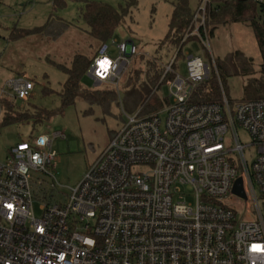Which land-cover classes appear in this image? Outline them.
<instances>
[{"label":"built area","instance_id":"2783aa9c","mask_svg":"<svg viewBox=\"0 0 264 264\" xmlns=\"http://www.w3.org/2000/svg\"><path fill=\"white\" fill-rule=\"evenodd\" d=\"M208 3L194 21L205 22ZM203 23L194 35L209 47ZM113 43L118 54L104 45L88 71L96 86L118 88L141 54L134 43ZM186 65V77L166 82L170 95L160 109L126 115L67 201L44 196L39 219L33 174L47 173L55 160L54 138L12 147L9 161L0 162V264H264V99L232 103L223 94L221 103L193 102L212 70L199 56ZM7 88L25 101L34 85L19 77ZM238 127L256 150L251 162ZM230 135L234 148L226 146ZM240 178L245 197L233 192ZM233 196L246 204L242 217L221 203Z\"/></svg>","mask_w":264,"mask_h":264},{"label":"rangeland","instance_id":"374dc122","mask_svg":"<svg viewBox=\"0 0 264 264\" xmlns=\"http://www.w3.org/2000/svg\"><path fill=\"white\" fill-rule=\"evenodd\" d=\"M63 1L64 4L55 6V0H0V103L3 97L14 98L13 92L7 88V82L21 77L30 80L34 89L25 101L14 98L18 108L34 105L49 111L60 110L61 101L58 93L61 92L66 74L59 69L58 65L69 67L77 54L94 59L102 48L100 43L90 35L89 27L82 17L86 1L106 3L120 10L126 8L131 0ZM175 1L138 0L139 4L136 8H131V14L134 13V20L139 24L137 30L139 36H132L128 26L124 25L117 28L114 39L119 43L132 40L136 45H139L141 40L146 41V48L144 50L138 48V51L146 54V58L152 57L155 44L168 32L167 13L172 7L171 3ZM188 2L191 10L197 12L205 0H188ZM51 15L63 19L70 25L58 40L40 34L17 40H12L10 37L14 30H34L44 26ZM130 20H127V24L132 23ZM202 23L201 20L194 21L195 29L191 35L193 38L188 41L187 36L184 38L183 41L187 43L180 53L176 50L164 57L165 64L169 66L173 61L174 67L167 78L161 79L164 84L158 86L159 89L157 86L152 89L162 100H166L170 95L167 81L173 80L177 75L187 76L188 56L202 57L211 67V77L216 71L215 59H223L226 54L236 50L243 51L253 60L255 69L259 70L262 57L255 36L249 27L236 24L220 30L213 37L208 36V47L194 35H198L195 30ZM203 24L208 35L209 28L206 20ZM114 39L106 44L111 57L118 54L116 45L113 43ZM132 65L136 68L140 67L137 56L131 59L130 66ZM126 78L127 73L123 80ZM142 79L144 80V77ZM82 82L87 89H102V86L95 85L88 74ZM245 83L246 78L243 77L225 78L222 92L232 103L243 101L246 95ZM113 88L117 92V102L111 106L110 113H106L99 106H93L90 111V106L86 102H81L66 107L63 113H57L50 121L42 124L22 122L3 126L1 124L4 112L0 109V162H8L12 147L21 141H32L41 135L54 138L52 149L57 154L55 160L51 166L47 167V173L33 174L34 212L38 219L42 216L40 207L45 200L44 196L52 194L54 201H67L71 189L80 183L90 165L108 147L125 122L126 115H135L140 112L141 107L130 110L132 99L126 95L123 81L118 88ZM55 134L62 136L54 137ZM238 136L242 144L246 146L245 154L248 162H251L256 150L253 146H249L250 137L239 127ZM226 146L229 148L235 146L231 135L226 139ZM228 158L233 160L237 168H240L238 154L231 152ZM53 184L55 188L52 187ZM185 200L188 203L193 201L190 197H186ZM221 203L234 206L241 217L246 210L245 202L243 200L239 202L234 196L222 200Z\"/></svg>","mask_w":264,"mask_h":264},{"label":"trees","instance_id":"16d2710c","mask_svg":"<svg viewBox=\"0 0 264 264\" xmlns=\"http://www.w3.org/2000/svg\"><path fill=\"white\" fill-rule=\"evenodd\" d=\"M160 1L168 2L169 0ZM54 4L60 6L64 4V1L55 0ZM171 4L173 12L166 36L155 44L152 57L146 58L143 53L137 56L140 60V67L129 66L126 72L127 78L123 80L126 95L132 99L131 111L141 107V114H150L163 106L166 100L157 97L152 89L164 84L161 82L167 66L164 57L176 50L180 53L187 41L193 38L189 34L195 29L196 12L191 10L188 0H176ZM137 5L138 0H131L126 8L118 10L106 3L86 1L82 17L89 27L90 35L103 47L114 39L117 28L127 25V18H131V8L134 9ZM206 22L210 38L220 26L242 24L249 27L258 44L262 62L259 70H256L253 60L240 50L226 54L223 59H215L216 71L207 82L194 91L192 101L221 103L224 96L222 85L228 77L246 78L244 87L246 95L243 101L264 99V1L209 0L206 7ZM69 27L70 25L63 19L51 15L44 26L34 30H14L10 37L12 40H17L29 35L40 34L58 40ZM200 32L203 34L202 29ZM186 36H189L187 41H183ZM93 60L86 55L77 54L69 67L58 65L59 69L66 74L61 92L58 93L61 101L60 110L49 111L34 105L28 108H18L13 97L10 99L3 97L0 103V109L4 112L1 125L7 126L22 122L42 124L50 121L57 113H63L66 107L81 102H86L90 106V111L93 106H99L106 113H110L111 106L117 102V92L114 88L105 84L102 89L92 90L87 89L82 82Z\"/></svg>","mask_w":264,"mask_h":264},{"label":"crops","instance_id":"0c3cea01","mask_svg":"<svg viewBox=\"0 0 264 264\" xmlns=\"http://www.w3.org/2000/svg\"><path fill=\"white\" fill-rule=\"evenodd\" d=\"M138 4H139V2H138ZM171 6H172V4H171ZM172 12H173V6L171 7V9H170V11L167 13V22H168V24H169V21H170V18H171V15H172ZM134 13L133 14H131V17H132V19L131 18H127V20H130L132 23H129V24H127V26H128V28H129V30H130V32L132 33V36H139V34L137 33V30H138V27H139V24L138 23H136V21L134 20ZM231 25H236V24H231ZM231 25H227V26H220V27H218L217 29H216V31H215V33H214V35L216 34V33H218V32H220V30H223V29H226L227 27H229V26H231ZM131 26V27H130ZM143 36V35H142ZM114 40H116V39H114ZM129 41V40H128ZM134 43V42H133ZM135 45H136V43H134ZM138 48H139V50L140 49H142L143 48V50L146 48V41H142L141 40V42L139 43V45H136ZM243 52V51H242Z\"/></svg>","mask_w":264,"mask_h":264},{"label":"water","instance_id":"95a60500","mask_svg":"<svg viewBox=\"0 0 264 264\" xmlns=\"http://www.w3.org/2000/svg\"><path fill=\"white\" fill-rule=\"evenodd\" d=\"M128 43L133 44L132 40H129ZM234 194L240 196V197H245L244 190H243V182L242 179H238L234 189H233Z\"/></svg>","mask_w":264,"mask_h":264}]
</instances>
